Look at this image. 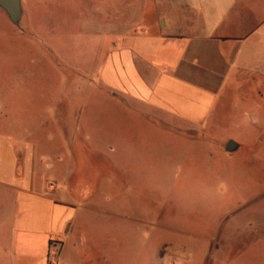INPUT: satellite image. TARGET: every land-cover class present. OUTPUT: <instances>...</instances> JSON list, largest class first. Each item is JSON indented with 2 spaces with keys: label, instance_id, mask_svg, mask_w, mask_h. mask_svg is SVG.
<instances>
[{
  "label": "rangeland",
  "instance_id": "1",
  "mask_svg": "<svg viewBox=\"0 0 264 264\" xmlns=\"http://www.w3.org/2000/svg\"><path fill=\"white\" fill-rule=\"evenodd\" d=\"M112 1L113 25L134 20L128 0ZM22 3L21 27L0 7V137L53 136L45 146L53 155L85 149L58 141L65 119L93 137L88 157L66 159L77 215L48 264H264L258 97L214 111L192 135L164 127L89 90L105 52L88 24L92 0ZM60 177L47 175L54 189Z\"/></svg>",
  "mask_w": 264,
  "mask_h": 264
},
{
  "label": "crops",
  "instance_id": "2",
  "mask_svg": "<svg viewBox=\"0 0 264 264\" xmlns=\"http://www.w3.org/2000/svg\"><path fill=\"white\" fill-rule=\"evenodd\" d=\"M127 4L134 20L113 25V1L92 0L88 24L105 52L89 90L123 109L137 106L164 127H189L188 135L230 102L243 109L258 97L264 106V0ZM69 123H60L58 141H83L84 150L53 155L45 148L53 136L0 137V264H48L53 245L69 235L77 210L66 197V159L86 158L93 141L88 129ZM51 174L63 176L58 189Z\"/></svg>",
  "mask_w": 264,
  "mask_h": 264
},
{
  "label": "water",
  "instance_id": "3",
  "mask_svg": "<svg viewBox=\"0 0 264 264\" xmlns=\"http://www.w3.org/2000/svg\"><path fill=\"white\" fill-rule=\"evenodd\" d=\"M0 7L8 14L14 25L21 27L24 13L22 0H0ZM238 148L239 144L234 140H230L226 146V149L229 152H234Z\"/></svg>",
  "mask_w": 264,
  "mask_h": 264
}]
</instances>
